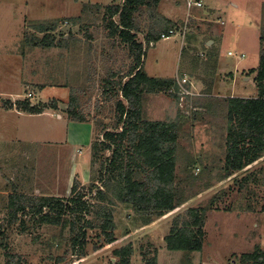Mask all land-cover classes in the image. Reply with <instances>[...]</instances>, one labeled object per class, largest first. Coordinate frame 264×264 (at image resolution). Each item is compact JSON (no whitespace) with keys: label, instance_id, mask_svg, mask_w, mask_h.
<instances>
[{"label":"rangeland","instance_id":"rangeland-1","mask_svg":"<svg viewBox=\"0 0 264 264\" xmlns=\"http://www.w3.org/2000/svg\"><path fill=\"white\" fill-rule=\"evenodd\" d=\"M121 1L0 0V264H5L7 252L20 255L22 264H58L59 256L66 259L62 264H111L116 263L113 250L128 243L134 248L131 261L140 264L139 247L151 251L161 239L162 233L155 229L151 231L153 238L141 236L144 231L130 235L141 221L130 208L113 201L108 206L117 239L93 249L97 231L88 229L86 255L79 257L68 247L67 230L25 220L23 231L18 220L10 222L6 209L11 193L67 198L75 179L86 189L92 181L100 184L99 163H91L90 148L101 139V127L114 123V100L102 95L100 79L110 77V73L119 78L131 61L125 47L107 36L102 9L98 10L97 5ZM199 1L201 7L187 9L185 0H163L157 13L172 20L176 31L157 42H144L154 24L148 11L143 9L135 17L136 37L144 43V71L154 78L175 77L179 87L177 101L164 93L145 94L144 117L162 121L178 116L182 122L176 152L178 176H182L186 160L196 162L190 170L194 177L189 179L194 186L191 194H198L157 225L165 229L178 212L188 206L204 205L223 191L227 195L219 209L206 214L204 243L201 251L193 252L190 264H239L241 254L252 252L256 246L264 249V212L260 210L264 199V156L247 166L246 171L233 175L239 181L248 172L255 174L257 182L241 191L230 179L233 176L218 181L226 119L215 99L230 94L231 74L238 84L232 96L256 94L254 83L247 79L244 84L242 76L258 65L264 0ZM77 17L80 19L71 21ZM38 23L55 25V46H29L25 41L31 34L42 37L33 28ZM60 37L66 42H59ZM217 70L219 74L215 75ZM211 73L215 76L209 82ZM182 78L187 79L185 84ZM216 81L222 84L214 91L215 96L210 84ZM242 83L245 88L240 87ZM69 96L77 98V109L87 117L86 122L57 119L56 113L66 114ZM26 98L33 103L56 101L57 109L21 117L7 111L6 101ZM212 99L214 102L209 103ZM86 195L90 204L98 203L92 199L93 193ZM164 221L168 222L163 224ZM171 259L174 264H187L183 256Z\"/></svg>","mask_w":264,"mask_h":264},{"label":"trees","instance_id":"trees-1","mask_svg":"<svg viewBox=\"0 0 264 264\" xmlns=\"http://www.w3.org/2000/svg\"><path fill=\"white\" fill-rule=\"evenodd\" d=\"M160 1L122 0L120 3L104 7L97 5L98 10L102 9V21L107 36L125 47L131 61L119 78L110 73V77L100 79L102 95L106 100H114V123L101 127V139L94 141L90 148L91 163H99L97 172L100 184L92 181L86 189L75 179L67 198L18 193L8 196L6 209L11 217L10 222L18 220L23 231L25 220L38 225L58 227L61 231L67 230L68 247L79 257L86 255L88 229L97 231V241L93 244V249L109 245L117 239L114 216L108 206L113 201L130 208L138 216L141 225H148L198 194H191L194 186L190 179L194 176L190 170L195 161L186 160L182 167V176L177 174L176 152L182 130L179 117L161 121L149 120L143 114L142 103L147 93H164L175 101L179 98L175 77L154 78L146 74L142 63L144 43L136 37L135 17L143 9L148 11V16L154 21L144 36L146 44L160 40L162 33L176 31L172 20L157 13ZM77 19L80 17L72 18L71 21L76 22ZM33 25V28L43 35L41 38L35 34L26 37L25 41L29 46H55L56 39L52 34L54 24ZM259 25L258 65L245 72L246 76L252 75L255 96H229L220 100L214 98L217 105H221L219 109L224 111L226 119L224 158L219 168L218 181L230 178L237 172L246 171L244 169L247 166L264 156V3ZM59 39V42H66L63 37ZM214 99L209 103H213ZM76 101L77 98L69 96L66 115L71 121L86 122L87 117L78 111ZM5 107L15 108L23 113L40 114L47 109L56 110L57 103H33L26 98L6 101ZM230 179L239 191L249 183L257 182L255 174L250 172L239 181L236 176ZM90 193L94 194L92 199L98 203L90 204L85 200L86 194ZM225 195L227 194L223 191L217 192L206 204L188 206L177 213L171 220L167 235L164 236L165 248L181 251L184 261L189 264L191 253L202 249L207 212L218 210ZM223 209L229 210L227 207ZM260 210L264 212V199ZM0 235H3L1 230ZM133 252L131 243L115 248L113 255L116 263L111 264H134L131 261ZM139 255L142 264H157L155 248L150 251L140 247ZM65 260L64 256H59L56 262L62 264ZM239 261L264 264V249L256 246L252 252L241 254ZM5 264H22V258L18 254L7 252Z\"/></svg>","mask_w":264,"mask_h":264},{"label":"crops","instance_id":"crops-1","mask_svg":"<svg viewBox=\"0 0 264 264\" xmlns=\"http://www.w3.org/2000/svg\"><path fill=\"white\" fill-rule=\"evenodd\" d=\"M163 0H161L160 1V3L162 2ZM169 2H171V0H169ZM160 3H159V6H160ZM169 5H170V3H169ZM170 7H171V5H170ZM170 9V8H169ZM219 73H218V70H217V73L215 74V75H218ZM231 74V73H230ZM215 75H213L212 73L211 74H209V82H211L212 81V79H213V77L215 76ZM244 76H242V77H244V84L246 83H248V82H246V80L247 79H249V80H251V82L253 83V81H252V75L251 76H245V74H243ZM216 78H220V77H216ZM217 80H219V79H217ZM229 86H230V94L228 95V97L230 96V97H232V94H234V92H236V90H237V88H238V84H237V80H236V77L233 75V74H231L230 76H229ZM243 83L241 84V88H245V86H243ZM222 83L220 82V81H216V82H214L213 84H210V91L211 92H213L212 93V95H215L216 96V94L214 93V91L215 90H217V89H219V87H220V85H221ZM209 91V92H210ZM222 96V95H221ZM241 97H244V96H241ZM252 97V96H251ZM51 110V109H50ZM9 113H14L15 115H17L18 117H21V116H23V115H26L27 113H23V112H20V111H17L16 109H8L7 110ZM44 112H46V111H43L42 113H40V114H44ZM27 115H30V114H27ZM32 115H39V114H32ZM56 116H57V119L58 120H64L65 118H67L68 119V117H67V115L66 114H63V113H56ZM90 132H91V129H90ZM180 207H184V206H180ZM180 207H178L179 209H180ZM178 208H176V209H178ZM175 209V210H176ZM175 210H173V211H175ZM172 211V212H173ZM169 213H171V212H169ZM179 213V212H178ZM168 215V213L167 214H165L164 216H162V217H159V218H157V219H155L153 222H151L150 224H148V225H141L140 227H138V228H136L135 229V231L136 232H131L130 233V235H132V233H138V231H144V233H140L141 234V236H144L145 234L146 235H149L151 238H153L152 237V235H151V231L152 230H157V231H159L160 232V235H161V233H162V235H161V239L160 240H157V242H156V246L154 247L156 250H157V264H162L161 263V261L162 260H164L163 261V263L164 264H171L172 263V257H174L175 255H179V256H183V253L181 252V251H170V250H167L166 248H165V243H164V236L165 235H167V233H168V231H169V228H170V225L169 224H167L166 226H165V229H163V228H161L160 227V225H157L160 221H163L166 217H168L167 216ZM176 215V214H175ZM174 215V216H175ZM173 216V217H174ZM172 217V218H173ZM168 219V221H170V218H167ZM172 220V219H171ZM167 221V222H168ZM166 221H164L163 222V224L165 223ZM166 222V223H167ZM170 224H171V221H170ZM157 225V226H156ZM139 234V235H140ZM129 235V234H128ZM159 235V236H160ZM125 236H127V235H125ZM146 237V236H145ZM150 242V241H149ZM151 243H153L152 241H151ZM204 243V242H203ZM150 244V243H149ZM146 245H148V243L146 244ZM141 247H143V246H141ZM140 248V247H139ZM172 252H179V253H176V254H174V253H172ZM194 255H193V253H191V255H190V262H191V259H193L192 257H193ZM192 262L194 263V261L192 260ZM176 263H177V261H176ZM140 264H142V262L140 261ZM172 264H174V263H172ZM180 264V263H179ZM190 264V263H189ZM204 264V263H203ZM227 264H230V262L229 263H227ZM231 264H235V261H232L231 262ZM239 264H251V263H248V262H239Z\"/></svg>","mask_w":264,"mask_h":264},{"label":"built area","instance_id":"built-area-1","mask_svg":"<svg viewBox=\"0 0 264 264\" xmlns=\"http://www.w3.org/2000/svg\"><path fill=\"white\" fill-rule=\"evenodd\" d=\"M185 5H186V8H187V9H190L191 7H201V6H202V4H201V2H200L199 0H195V1H192V0H185ZM174 32H175L174 30H169L168 34H164V33H162V34L160 35V38H161V39H167V38H169L171 35H173ZM227 54H228V55H232L231 52H228ZM186 81H187L186 78H182V79H181V83H182V84H183V83L185 84ZM30 96H31V94H28L27 97H30ZM230 264H231V263H230Z\"/></svg>","mask_w":264,"mask_h":264}]
</instances>
